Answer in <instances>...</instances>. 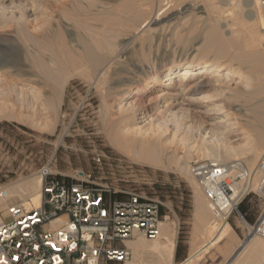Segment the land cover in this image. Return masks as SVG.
Here are the masks:
<instances>
[{
    "label": "bare ground",
    "instance_id": "bare-ground-1",
    "mask_svg": "<svg viewBox=\"0 0 264 264\" xmlns=\"http://www.w3.org/2000/svg\"><path fill=\"white\" fill-rule=\"evenodd\" d=\"M140 1L141 3H143L142 0ZM156 1L164 3L163 6L167 7L175 0H156ZM216 1H217L216 3H220L228 6L227 9L234 12L235 14L244 12L245 19L244 20L240 19L241 21L236 20L238 22L236 23L235 21L236 24L235 28H233L232 26V29L225 31L226 32L225 33L226 37H225V35H223L224 31H222L221 28L223 29L229 26L227 21L224 23L222 21L223 24L220 23L214 24L210 22L212 19L209 18L210 24L203 30V38L208 42L206 47L213 55L212 59L210 58V53H205L206 49L201 50L200 47H196L192 50V53L193 51L195 52L193 54L188 52L186 53V55H184L181 58L179 57L175 58L174 56L170 57L165 55L162 57L161 60L150 64L148 62V56L143 53L142 51L143 47L141 46L142 47L141 52L139 54H136L130 60L129 64L127 63L128 67H126V65L125 66L121 65V62H123L124 58H126L128 55L127 46L129 45V41H126V39H125L126 42H124V44H122L121 47L116 50L112 48V46L114 47L116 46L115 45L116 43L113 45L112 42H110V39L107 40L105 37L104 38L98 37L99 38L98 40L95 39L91 42H87V41L86 43L84 42L85 45L84 47H82V50L80 52L78 50L73 51L68 46H66L67 44L65 45L66 47L63 44H61L60 42H63L64 39L57 43L50 37L51 35L49 36V38H45V36L43 38L38 35L39 33L41 35L42 31L39 33L37 31V34L36 32L33 31L34 35H32L31 33V35L29 36L33 37L32 39L36 48L32 51L31 57L29 55L30 57L29 67L31 68L32 71V75H33L32 77H35L34 83L37 84L38 88L36 87V85H32L29 83H28L29 86L28 85L27 86L30 88V91H25L20 86L19 87L13 86L12 91L16 93L15 95L17 99L16 101L19 102L18 103L20 105L19 107L21 108V106H23L26 108V110L27 108L29 109L31 108L32 112L35 113L38 109L36 106V102L38 99H40L39 98L40 93L43 91L42 88H41L42 91L41 92L39 91L38 85H44L50 87V90L48 93L44 92L45 95H43L42 98L43 100L42 105H44L45 109H47L48 111L53 112L51 114H54V116L57 115V111L61 105L62 93L64 87L71 74H73V72L71 71L73 70V68L74 69L78 67L84 68L83 66H86L85 69H91V72H93L94 75L96 74L94 78L91 77L92 79H95L94 82L96 84H100L103 79H106L105 77H107L108 73L113 74L114 75L113 77H115L113 79V84L115 86L117 85L115 89L116 92H115V96H113L114 99L113 98H112L113 100L110 99L111 101L108 105H109V113H111L112 116L116 115V117L119 119L118 123L120 125L117 127V130L114 129L115 133L113 132L114 133L113 135L108 134L109 135L108 138H110L111 144H113L117 149H119L124 154H126L130 159L140 162L145 166H149L152 168L163 169V170H177L178 172L180 171L183 174L190 173V175L191 172L189 166L187 165V160L191 157L197 159L211 158L212 160L218 162L241 159L245 162V164L248 166L249 169H253L260 156L264 153V44H263V48H259L261 46L258 47V44L260 43L258 40L259 34L255 27L256 24L255 21L258 22V25L260 26L264 25V12L261 10L260 7L261 5L260 3L262 1L261 0H216ZM130 2L133 3V1L129 0L128 3ZM203 2L204 1H202V3ZM209 2H207L209 3V6L212 3L216 4L214 0L212 3L211 1ZM122 3L125 5V0ZM135 3H139V5L141 6L140 2H135ZM174 4H175L174 7L176 9V3ZM127 5L128 4H126L125 7H127L126 9H128V11L126 9L125 10L126 12H129L128 13L129 16L135 18L136 16L141 15L139 11V9L141 8H136L135 6H131V5L127 6ZM132 5H134V3ZM156 5L158 4L156 3ZM160 5L161 4H159V6ZM178 5L177 7H179L181 4L179 6ZM119 6L116 7L118 8ZM205 6L206 5H204L203 9H201L199 12L202 13L204 12L208 14L209 10L207 11L208 8ZM131 7H135L136 9ZM143 7L145 6L143 5ZM149 7L148 8L145 7L146 10L149 9ZM161 7H159V9L157 8L158 10L156 11L154 16L150 14L151 17H148L149 20L147 19V17L143 21L141 20L142 22L139 24V27L143 28L149 22H150V26H151V22H154L155 24L158 23L160 24L158 20H160V16H159L161 14L160 11L163 10V7L162 8ZM210 7L213 8V6ZM217 7L218 6H216V8ZM119 9H121V7ZM119 9H115V11ZM0 10H1L0 13L3 14L4 11H2V8ZM3 10L5 9L3 8ZM43 10H45V8ZM151 11H152V7H151ZM216 11L218 12L217 9ZM244 13L241 15H244ZM31 14L33 16L32 17L33 20L31 19L33 23L34 21H36L37 17L41 16L39 15L40 14L39 13L38 16L34 17L36 12H33V9ZM124 14L125 13H123V15ZM235 14L233 15V17L235 16ZM175 15H176L175 13L169 16L167 15L168 17L165 19V21L166 22L170 20L172 21ZM219 15L220 14H218L217 16L220 17ZM22 16L21 14L19 15L14 14L11 17L9 16L7 18L5 17L0 18V23L4 22V24H6L5 21H8V19L17 20V22L18 21L20 22L24 20ZM72 17L75 16L72 15ZM196 17L197 16H195V18ZM218 17L217 18L214 17V18L218 20L219 19ZM47 18L49 19V17ZM118 18L119 17H117V21H119ZM188 18L189 17H187V19ZM119 19H121V15ZM183 19L184 18L182 16L181 20ZM121 20H123L124 22L125 19L122 18ZM134 20L139 21V19H134ZM216 20L215 21L212 20V21L216 22ZM40 21L43 22V20ZM98 21L100 22V20ZM188 21L193 22L194 20L192 21L188 20ZM83 22L85 23L87 21L85 20ZM33 23L31 24L33 25ZM178 23H176V25H178ZM181 23L183 24V22ZM88 24L89 23H87V26L89 27ZM171 24H173V22ZM201 24H202V20H201ZM80 25H82V23ZM117 25L119 29H121L120 26H127V24L120 25V23H118ZM33 26L34 27L31 26L32 30L35 31L36 30L40 31L44 29V26L41 29V24L39 23H36ZM48 27L47 30L48 29L50 30V28ZM136 27L137 26H135V28ZM176 27L177 28L174 30H177L179 26ZM123 28L124 27H122V29ZM135 28L133 30H135ZM85 29L86 28H84V30ZM106 29L107 28L105 27V29H103L102 32ZM127 29L129 30V28ZM150 29L152 28L150 27ZM96 31L98 32L95 34H97L96 36H98V33L101 32V30L97 27V30H95L94 32ZM135 31H137V28ZM22 32L23 31L21 30V33ZM94 32L92 33L94 34ZM106 32H108V30H106ZM111 32H115V31H111ZM44 33H42V35H44ZM177 33L179 32L177 31ZM54 34L56 35V33ZM56 36L54 37L55 40H56ZM102 36H104V32ZM176 36L178 37V35ZM179 36H181V34ZM93 37H95V35H93ZM172 37L176 38L174 36ZM66 42L64 41V43ZM30 44L32 43L30 42ZM34 44L32 45V47L34 46ZM95 45L97 47H95ZM44 51H48L49 52L48 55H45ZM144 52H146V50H144ZM224 57H229L230 60L226 58L229 60V62L235 59L238 60L239 62H242L243 64L246 63L248 71L245 70V72L241 73L240 70H238L239 68L237 69L233 67L232 64L220 60L221 58L224 59ZM26 59H28V57ZM23 66L24 64H22V67ZM85 69L84 72H86ZM78 70L77 72H79ZM83 75H85V73H83ZM106 80L108 81V79ZM237 82H241L242 87L232 88ZM101 84H103L101 86H105L104 82H102ZM252 85L253 87H251ZM0 90H2V88ZM2 91L0 92L2 93ZM3 93H5V91ZM223 98H225L226 100H222ZM144 99L148 100L149 102L155 101L154 106L152 105L154 109L163 107L164 112L163 111L162 112L163 114L165 113L166 116L161 118L160 121L156 119L155 116H153L154 114L152 115V113H150L152 111L151 108H149L148 110L145 108L141 109L140 106L143 103ZM192 104H197L198 106L194 108L191 107L185 108V106H189ZM234 106H236V108H233ZM232 109H234V112L237 114H235ZM7 116L9 118H13L12 115L8 114ZM32 116L33 115L30 113V117ZM237 117L241 118V120L246 122L245 124L247 125L248 128H245L243 126L244 124L241 125L238 122ZM16 119L20 121L23 120L22 117H18ZM31 119L29 118V120ZM39 122L41 123V121ZM55 122H56L55 120L47 119L44 123L40 124L32 120V125L35 128L41 127L46 131H53ZM238 134H242L243 137L242 141H240L239 144L236 145H230L229 143L228 145L223 144L222 151L219 150V147L221 148V146H219L220 141H228L231 138V136ZM192 143H195L196 145H193ZM202 144L204 145V147L201 146ZM191 148L192 149L194 148L193 150L196 151V153L192 154ZM45 170L50 172L48 166L45 167ZM191 180L192 181L194 180L192 183L195 182V179L193 178L192 175H191ZM260 180L261 177L258 174L252 176L249 179L247 187L244 188V190H247L248 188L256 189V186L258 185ZM42 183H43V173L40 171L37 177L33 176V178L27 179L25 182L17 186L11 184L13 187H7L5 189V197L3 199H0V205L2 207H5L6 201H8L10 198L14 196H17L23 201L28 200L29 203L26 202L25 203L26 205L38 204L40 206ZM234 189L236 196L233 197V200L236 199L239 200L240 199L239 195L240 192H242V190L239 189V187H234ZM198 195L196 196L195 199L196 223L191 232V248L188 257L181 264L199 261L204 256L205 253H209L212 249L218 250L224 256V259H226L235 250L236 246L240 245V241L234 234L229 222L223 218L222 219L214 218L208 201L206 200L207 204H205L203 198H201V195L200 194ZM209 211L211 213V217L207 218L209 215ZM62 220H63L62 218H59L57 220L52 221L50 224L51 227H55L56 224ZM218 220L220 221L218 222ZM245 223L247 224V225L245 224L246 226L251 228V225H249L247 222ZM159 229L160 230L158 236L152 242H147V240L144 237H138L132 240L125 241V245L128 248H130L132 252L131 264H141L142 263L141 261H153L154 264H174L173 260H174L175 244H176L177 224L176 222H169L168 217H166L165 220L161 221L159 225ZM236 258H238L239 264H260L261 261L264 259V240L259 238V236H257L256 234H254L247 240L242 250L238 253V257Z\"/></svg>",
    "mask_w": 264,
    "mask_h": 264
},
{
    "label": "rangeland",
    "instance_id": "rangeland-1",
    "mask_svg": "<svg viewBox=\"0 0 264 264\" xmlns=\"http://www.w3.org/2000/svg\"><path fill=\"white\" fill-rule=\"evenodd\" d=\"M32 1L0 0V9L2 8V11H4L3 14L0 13L2 14L0 15V18H4V17L7 18L9 16L11 17L14 14L15 15L21 14V16L23 15L22 17L24 18V20L20 22L19 21L17 22V20L8 19V21H5L6 24H4V22L0 23L1 26L0 27V71H1L0 83L2 82L0 85V89L2 88V90L5 91V93H3L4 91L0 90L2 91V93L0 92L1 93L0 94V187L6 189L7 187H13L12 185L17 186L25 182L27 179L33 178V176L37 177L40 171H42L43 169H45L46 166H48L50 170V175L60 180H65V181L75 180L76 177L82 174L86 176H90V181L94 183L93 184L94 186L104 187L105 189L110 190L112 193L116 191L115 194H112V196L118 199L126 197L124 193L118 191H133V190L144 191L153 197H157L161 201V213L162 215L168 217L169 222H176L177 235H176L173 263L174 264L183 263L189 255V251L191 248V232L196 223V204H195L196 196L200 194L205 204H207L206 198L203 195L200 188L198 187L196 181L194 182L195 184L192 183L194 180L193 181L191 180L190 173L183 174L182 172L180 171L178 172L177 170H163V169H157V168L145 166L140 162L130 159L126 154H124L122 151L117 149L113 144H111L110 138H108L109 137L108 134L113 135L115 133L114 131L117 130V127L120 125L118 123L119 119L116 117V115L112 116V114L109 113V105H108L110 101L114 99L113 96H115V92H116L115 89L117 85L115 86L113 84V79L115 78L113 77L114 75L108 73L107 74L108 78L105 77L106 79H108V81L106 79H103L102 82H104L105 86H101L103 85L101 84L102 82L100 84H96L94 82L95 79H92L95 77L96 74L94 75V73L91 72V69H85L86 66H83L84 68L82 67H78L75 69L73 68L74 71L73 70L71 71L73 72V74H71L64 87L62 93L61 105L57 111V115L55 116L54 114H51L53 112L48 111L47 109H45V106L42 105L43 95L49 92L50 87L44 85H38L39 91L40 92L42 90L43 91L40 93V97H39L40 99H38L36 102V106L38 109L35 113L32 112L31 108H30L31 110L29 108H27L26 110V108L23 106H21L20 108L19 107L20 105L18 104L19 102L16 101L17 100L15 96L16 93H14V91L12 90H13V86H17V87L20 86L25 91H30V88L28 87L29 86L28 83L32 85H36L37 87V84L34 83L35 77H32L33 76L32 71L31 68L29 67L32 51L36 48L32 39L33 37L29 36L31 35V33L32 35H34L33 31L36 32V34L37 31L38 33L42 31L41 35L40 33L38 35L43 38L44 36L45 38H49V36L51 35L50 37L57 43L64 39L63 42H60L61 44H63L64 46L67 44L66 46H68L73 51L78 50L80 52L82 50V47H84L86 41L91 42L95 39L98 40L99 38L105 37L107 40L110 39V42H112L113 45L116 43L115 47L112 46V48L116 50L119 49L121 45L124 44V42L129 41V45L127 46L128 48L127 57L129 59L126 57L124 58V61L121 62V65L123 66L126 65V67H128L130 60L136 54H139L142 49H143L142 50L143 53L148 56V62L150 64L161 60L162 57L165 55L170 57L174 56L175 58L178 57L181 58L184 55H186V53L188 52L192 53V50L196 47H200L201 50L206 49L207 51L205 50V53H210V58L212 59L213 55L206 47L208 42L203 38V30L210 24V22L214 24L215 23L223 24L224 22L227 21V23L229 24L228 26L229 28L228 27L223 29L221 28V30L224 31L223 35H225L226 37L225 31L232 29V26L233 28H235L236 20H240V19L244 20L245 13L243 12L244 15H241L243 14L241 12L239 14H235L234 12L227 9L228 6L224 4L216 3L217 2L216 0L214 1L218 5L212 3L213 0H208V1L185 0V2L184 0H179V2L178 0L177 1L175 0L176 2L175 1L172 2L167 7L163 6L164 3L158 2L156 0L153 1L142 0L143 3H141L140 0L137 1L130 0L133 1L134 5H132L133 4L132 2L128 3L129 0H125V5L122 3L124 0L123 1L121 0L122 2L120 0L119 1L118 0H83V1L82 0H32ZM202 1H204L205 3L203 2L204 3L203 4ZM209 1H211L212 4L210 6H213V8L209 6L210 3ZM261 1L262 2L260 3L261 4L260 7L261 10L264 12V3H263L264 0ZM135 2H140L141 6L139 5V3H135ZM144 3L147 4L145 5ZM156 3L158 5H156ZM174 3H176L177 10L174 7L175 5ZM192 3L193 4L196 3L194 4L195 6ZM126 4L135 6L136 8H141L145 12L139 9L141 14V15L139 14L140 16H136L135 18L129 16L128 14L129 12H126V10L128 11V9H126L127 7H125ZM159 4L161 5L159 6ZM178 4L181 5L179 6ZM143 5L146 8L151 6L152 11H151V7H149L150 10L147 9L148 10L147 11L146 8L143 7ZM177 5L179 7H177ZM204 5H206L205 7L208 8L207 11L209 10L208 14L204 12L203 13L199 12L201 9H203ZM116 6L119 7L117 8ZM161 6L163 7V10H161L162 12L160 11L161 14L159 15L160 20L158 21L160 22V24L159 23L155 24L154 22H151V26H150V22H149L145 26L148 28V30L145 27L140 28L139 24L146 17L147 19L148 17H151L150 14L154 16L156 11ZM216 6L218 7L216 8ZM120 7L121 9H119ZM135 7H131V8H135ZM222 7L223 9H225L226 7V9L223 10ZM3 8L5 10H3ZM44 8L45 10H43ZM32 9L33 12H36L34 17L38 16L39 13H40L39 15H41L40 17H37L34 23L32 21L33 20L32 19L33 16L31 14ZM115 9H119V10L115 11ZM216 9L218 10V12L216 11ZM188 10L189 13L190 12L192 13L189 14ZM178 12H180L181 14ZM41 13L42 14L44 13L43 16ZM123 13L125 14L123 15ZM173 13H175L176 15L172 19V21L170 20L166 22L165 19ZM119 14L121 15V19L122 18L125 19L124 22L123 20L119 19L120 18ZM218 14H220L219 15L220 17L217 16ZM234 14L235 16L233 17ZM72 15L77 18L72 17ZM44 16L49 17V19L47 17L45 18ZM182 16L184 18L183 20H181ZM195 16H197L196 18L198 17L199 18L196 19ZM213 16L215 18L218 17L219 19L216 20ZM117 17H119L118 18L119 21L121 20L120 22L117 21ZM187 17L189 18L187 19ZM209 18H211L213 21L216 20V22H213L212 20L210 21ZM134 19H139V21ZM40 20H43V22ZM85 20L87 22L84 23L83 21ZM98 20H100V22ZM188 20L191 21L194 20V21L190 22ZM201 20H202V24H201ZM178 21L181 24V26L178 23ZM169 22L171 23L173 22V24ZM181 22H183V24ZM237 22L238 21H236V23ZM31 23H33V25L39 23L41 24V29L43 28V26L44 29L40 31L32 30V27L34 26ZM42 23H44L45 25ZM81 23L82 25H80ZM87 23H89L88 24L89 27L87 26ZM118 23H120V25L127 24L128 27L119 25L121 28L119 29L117 25ZM176 23H178V25H176ZM255 23H256L255 24L256 30L259 34L258 40L260 43L258 44V47L261 46L259 48H263L264 25H261L262 26L261 27L260 25H258V22L255 21ZM73 25L75 26V28ZM77 25L79 26V28ZM172 25L179 26L180 28L178 27L177 30H174L177 27L176 26L174 27ZM135 26H137L136 27L137 31H135L136 30ZM47 27L50 28V30L49 29L47 30ZM97 27L101 30V32H99L100 36L99 33L98 36H96L97 34H95L99 30L94 32L95 30H97ZM105 27L107 28L106 30H108V32L104 30L103 31L104 36H102L103 35L102 30L105 29ZM122 27H124L123 29L125 30H123ZM126 27L129 28V30ZM150 27L152 29H150ZM84 28L86 29L84 30ZM134 28L135 30H133ZM130 29L133 31H131ZM21 30L23 31L22 33ZM111 31H115V32H111ZM177 31L179 33H177ZM92 32H94V34ZM42 33H44V35H42ZM54 33H56L57 36ZM92 34L95 35V37H93ZM180 34L181 36H179ZM176 35H178V37ZM55 36H56V40L54 39ZM172 36L176 38H173ZM64 41L65 42L67 41L68 43L67 42L64 43ZM30 42L32 44H30ZM80 42L83 44H81ZM33 44H34L33 46L34 48L32 47ZM95 47L97 46L95 45ZM144 50H146V52H144ZM44 53L45 55H48L49 52L44 51ZM193 53L195 52L193 51ZM24 56L26 58L28 57V59H26ZM226 58L230 60L229 57H224V59L221 58L220 60L232 64L233 67L237 69L239 68L238 70H240L241 73L245 72V70L248 71L246 63L243 64L242 62H239L238 60L235 59L229 62V60ZM22 64H24L23 67ZM84 69L86 72H84ZM27 70L29 71V73ZM77 70L79 72H77ZM83 73H85V75H83ZM84 76L86 77L88 76V77L86 78ZM26 77L28 78V80ZM241 87H242V83L237 82L232 88H241ZM251 87H253V85ZM222 100H226V99L223 98ZM154 104L155 101L149 102L148 100L144 99L140 108L141 109L145 108L147 110L151 108L152 111L150 110L151 111L150 113H152V115L154 114L153 116H155L156 119L161 121V118L165 117L166 114L165 113L163 114L164 112L163 107L154 109L152 107V105L154 106ZM196 106L198 105L192 104L189 106H185V108H190V107L194 108ZM233 108H236V106H234ZM232 110L234 112V109ZM24 113L25 114L27 113L26 117ZM30 113L33 115L32 117L34 118L30 117ZM8 114L12 115L13 118H9L7 116ZM18 117H22L23 120L20 121L16 119ZM29 118L32 119L29 120ZM237 118H238V122L241 125L244 124L243 126L245 128H248L247 125L245 124L246 122L241 120V118L239 117ZM47 119L56 121L53 131H46L41 127L35 128L32 125V120L37 123H40L39 121H41L40 124H42ZM115 119L117 122L115 121ZM242 138H243L242 134H238L231 136V138L228 141H220L219 146H221V148L219 147V150L222 151L223 144H227V145L228 143L230 145L239 144L240 141H242ZM192 144L196 145L195 143ZM201 146L204 147L203 144ZM193 149L191 148L192 154L196 153V151H194ZM97 159H99V161H97ZM194 159L197 158H193V157L189 158L187 160V165L189 166L190 162ZM202 159H211V158H202ZM226 161H231V160H226ZM26 202L29 203L28 200L23 201L19 197L14 196L5 202V207H2L0 205V215H3L5 213L6 207L12 204H22L25 207V209H30L31 207L39 206L38 204L26 205L25 204ZM263 208H264V201L261 198L257 197L256 195L248 196L246 199H244L242 202L238 204V210L244 215L245 220L239 219L234 213L228 219V222L231 225L234 234L240 241V245L236 246L235 250L231 253V255H229V257L224 259V256L218 250L212 249L209 253H205L204 256L199 261L189 262L184 264H239L238 258H236L238 257V253L242 250L247 240L254 235V233L249 234L250 228L246 226L247 224L245 222H247L249 225H253L258 215L262 212ZM210 217H211V213L209 211V215L207 218ZM219 221L220 220H218V222ZM48 226L49 224H46V227ZM146 240L147 242L153 241L149 239ZM141 262H140L141 264H154L153 261H141ZM106 264H122V263L107 262Z\"/></svg>",
    "mask_w": 264,
    "mask_h": 264
},
{
    "label": "built area",
    "instance_id": "built-area-1",
    "mask_svg": "<svg viewBox=\"0 0 264 264\" xmlns=\"http://www.w3.org/2000/svg\"><path fill=\"white\" fill-rule=\"evenodd\" d=\"M189 169L216 219L228 221L234 213L245 220L238 204L251 195L264 201V153L253 169L241 159H194ZM41 172L40 206L25 209L12 204L0 215V264H101L102 259L131 264L132 252L125 241L158 236L166 216L157 197L133 190L118 191L126 195L118 199L112 196L116 191L94 186L90 176L65 181L45 169ZM256 174L261 177L256 189L244 190ZM234 187L242 190L237 201ZM4 197L0 187V199ZM60 217L65 218L55 227L42 228ZM250 233L264 239V208Z\"/></svg>",
    "mask_w": 264,
    "mask_h": 264
},
{
    "label": "crops",
    "instance_id": "crops-1",
    "mask_svg": "<svg viewBox=\"0 0 264 264\" xmlns=\"http://www.w3.org/2000/svg\"><path fill=\"white\" fill-rule=\"evenodd\" d=\"M60 218L64 219L65 217H60ZM50 224H51V223H49V226H48V227H46V225H44L42 228H44V229H45V228H49V227H51ZM228 257H229V256H228ZM102 263H103V264H106L107 262H106L105 260L102 259V260H101V264H102Z\"/></svg>",
    "mask_w": 264,
    "mask_h": 264
}]
</instances>
